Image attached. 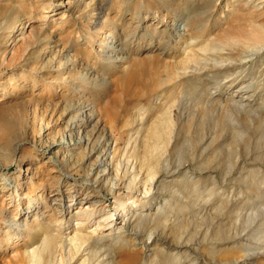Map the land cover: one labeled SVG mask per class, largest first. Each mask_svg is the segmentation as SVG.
Instances as JSON below:
<instances>
[{"label":"rangeland","instance_id":"1","mask_svg":"<svg viewBox=\"0 0 264 264\" xmlns=\"http://www.w3.org/2000/svg\"><path fill=\"white\" fill-rule=\"evenodd\" d=\"M108 30L113 35L103 41ZM222 36H260L261 50L252 59L256 55L263 59L264 0H0V166L4 167L0 183H8L6 190H0V211L9 210L0 214V264L18 253L23 241L30 242L34 227L41 225L48 231L55 220L63 222L82 210L102 207L112 213L113 224L124 225L116 199L131 189L124 186L128 175L123 176L120 157L134 146L142 155L143 144H150L144 143L145 130L161 108L172 104L179 89L172 85L176 80L163 84L168 88L149 91L141 101L138 93L167 80L190 45ZM128 40L126 53L101 51L100 43L115 47ZM237 51V47L229 50ZM239 61L236 64L251 67V59ZM261 69L260 78L247 72L230 92H218L221 104L236 98L238 84L251 80L254 87L245 93L255 91L254 96L241 102L264 117V64L257 71ZM199 86L203 87L201 82ZM197 97H192L193 104L185 97L184 116L188 107L196 116L182 120L171 157L185 161L181 170L172 167L157 174L158 181H153L148 193L155 199L151 208L165 206L163 199L178 204L170 203L165 225L160 218L131 230L135 221L129 219V232L138 230L143 239L153 233L144 240L147 246L137 243L136 255L146 264H164L168 253L187 256L183 264L195 258L200 264H264L262 119L251 114L249 120L240 113L228 122L221 116L213 121L201 105L194 107ZM138 108L145 110V117L135 143ZM199 133L205 135L202 141ZM191 151L196 158L189 166ZM138 168L137 160L135 172ZM185 169L192 178L189 187L180 179ZM144 180L142 170L132 187L133 192L138 190L135 198L144 196ZM101 185L103 197L92 207L98 198L92 189ZM33 199L39 205L18 220L16 206L25 207V201ZM134 201L129 209L138 203ZM98 221L95 217L86 222L79 228L81 233L91 234ZM15 222L21 225L7 226ZM75 223L62 232L75 233ZM101 231L107 232L103 227L97 232ZM124 249L113 246L111 253H102L103 259L117 264ZM80 255L69 264H79Z\"/></svg>","mask_w":264,"mask_h":264},{"label":"bare ground","instance_id":"2","mask_svg":"<svg viewBox=\"0 0 264 264\" xmlns=\"http://www.w3.org/2000/svg\"><path fill=\"white\" fill-rule=\"evenodd\" d=\"M238 19H240V17H238ZM107 35H108L107 38L104 37L103 41L105 39L108 40L109 37H111L113 34L111 33L110 30H108ZM132 36H135V33L132 34ZM225 37L226 38L224 39V37L222 36L221 37L222 39L220 38L221 40L203 39V40H199L196 44L190 45L191 47L184 52L183 57L175 63L172 71H169L167 80L165 79L164 81H159L152 86H147L144 89L142 88L143 92L141 91V94L138 93V98H139L138 101H141L143 100V98L140 97L141 96L143 97V95H147L149 91L154 90L155 88H158L160 86L163 87L164 83L170 84L172 81H176V80L177 82L173 83L172 85L174 86L175 84H177L179 89L176 97L171 98V100L174 99L171 102L172 104L169 103L172 106H174V109L172 110L170 108L171 105L166 108H161L154 115V118L152 119V122L148 125L147 130H145L146 133L144 135V143L149 142L150 144L149 145L143 144L144 148L142 155H138V152L136 151V147L134 146V148L128 155H127V150L125 149L122 154V157H120L122 158V160H120L119 164L122 166L123 176L128 175V180L124 186L127 189H131L127 193H123V196L116 199V203L118 204L117 206L119 208V213H121L120 219L124 223V225L113 224L112 213H110L109 210L103 209L102 207L92 210H82L79 211L78 213L76 212L75 214L70 215L68 219L63 222H61V220L60 221L55 220L51 225L52 228L49 229L48 231H44L41 225L34 227L32 229V236L30 238V242L23 241V245L19 247L18 253L15 254L13 257H11L9 261L6 262V264H69L70 262L76 260V255L78 254V252L79 255L81 254V252H84L83 256L80 255L82 259L79 264H103V263L111 264L113 263L111 262L112 259L109 258L106 260L103 259L104 256L106 257V255L105 254L103 255L102 253H104L105 250H108V253H111L110 250L112 249V247L113 246L116 247L117 245H122L125 247V249L121 251L119 262L118 263L116 262L117 264H137L138 262H139L138 264L148 263L146 262L145 259L144 260L138 259L136 255L137 252L135 251V249H138L136 248V245L137 243L140 242H143L142 246L144 247L147 246L145 244V241L151 239V235L153 233L149 232L146 238L143 239L139 237V235H137V233L142 234L140 231L136 230L134 231L135 233H131L127 229V226L129 227V223H130L129 219L131 217L134 218L135 221V224L133 225L134 227L130 226L131 230L133 228L135 229V227H144L147 221H153L156 219H159L160 221V218H162L160 223L165 225L167 220H169V217H167L166 214L169 208L172 207L170 203H173V205L177 203V201H173L174 199L172 198H170L171 202L169 200L165 201V199H163V202H165L164 204H166L165 206H161V205L158 206L156 204L157 205L156 207L151 208L155 199L154 197H152L153 195H149L148 193L150 192V187L153 181L155 182L158 181L157 179H155L156 178L155 176L157 174L167 173L172 167H174L175 171L176 170L180 171L181 170L180 168L185 162L182 161L180 158H177L176 160L173 161L171 159L173 151L176 147V142L178 141L181 122H183L182 120L194 119L196 116V112H194V110L190 111L189 110L190 108L188 106H187L188 110L186 111V115L184 116V109H185L184 107H186L184 106L185 104L184 100H186L185 97H187L189 99L188 102L191 103L192 97L197 95L198 97L194 102V107L201 105V109L203 108L207 110L206 113L204 112L206 114L205 116H208V118L213 121L216 117L221 116L224 120L228 122V120H234L235 118L237 119L236 116H238L240 113L250 117L248 118L249 120L251 119L252 116L251 114L257 115L259 119H262V125L260 126V129L264 131V117L261 116V114L258 113L257 110H253L251 106H249L247 103L241 102L242 99L245 98V96L252 98L254 96L253 93H255V91H252L251 92L252 94L247 92L245 93L246 89L254 87L251 84V80L247 82L243 81L237 85L236 90L239 91L236 92V98H234L235 100L226 99L225 100L226 103L221 104L219 95L217 94L218 92H225V91L230 92V88L234 86V83L237 82L238 78L240 76L244 77L245 74H248L247 72H249V74H252L253 77L260 78V75L258 74H261L262 69L258 72L257 68L260 66V64H264V58L260 59V57L262 56L256 55L252 59V57L255 54H257L259 50H261L260 45L262 42L260 38L258 39V37L260 36L252 37V38L245 37L244 39L239 37H227V36ZM196 40H198V38ZM130 42L131 40H128L126 43L125 41L119 42L115 47H113L112 45H110V43L107 42L105 44L100 43V45H103L101 47V51L108 53L117 52L119 54L126 53ZM235 47L238 48L237 51L238 53L236 52L237 54L233 52H229V50ZM261 53L263 54L264 52ZM124 58L127 57H118L116 59L117 60L122 59L123 61ZM245 59L248 60L251 59L252 61L251 67L244 68V65H240L238 64V62L236 64V61L245 60ZM138 67L140 66L138 65ZM189 71L191 72V74L185 75ZM185 80H191L194 83L191 82L192 84L189 85V83H187ZM200 82L202 83L203 87L199 86ZM168 86L169 85H166L163 88H168ZM213 93L215 94L213 95ZM172 94L174 93L171 90L169 95ZM262 103H264V101ZM144 117H145V110L138 108L135 115V122L138 124L136 126L137 128L134 131L136 137L133 139V141L135 143L137 141V137L139 133L141 132ZM199 134L200 135L198 136V140L202 141L205 135L204 133H199ZM130 138L132 137L129 136V139ZM163 149L164 152L159 153ZM9 150H13V147L12 149ZM181 155L183 154L181 153ZM188 156L191 158V160L189 161L190 162L189 166H192L193 164L192 162L195 160L196 156L194 155L193 151L189 152ZM123 159H126L125 163H122ZM133 160H135V164L138 160V166H139L138 172L143 170V173H145V180L142 184L144 196L138 198H135L137 196L135 192H137L138 190H135L134 192L132 191L133 185L136 184L135 179L138 176L137 170L136 172L134 170L135 164H133L132 162ZM3 168H4L3 166H0V170ZM186 169L182 171L180 175L181 177L180 179L184 181L186 180L187 183L184 184V186L189 187V182L191 181L192 178L190 176H187ZM201 169H202L201 167L198 168V170ZM260 171L261 170H258V172ZM94 181L95 183L98 182L96 180ZM262 184L264 185V180ZM7 185L8 183L6 180L1 182L0 190L1 191L6 190ZM103 187L104 186L102 185L98 187L97 186L93 187L92 190L96 192V194L98 193L97 194L98 198L92 204H90L92 207L97 205L96 202L99 201V197L100 199L101 197H103L102 195V191L104 190ZM192 189L193 191H197L198 188L193 186ZM233 189L234 188H231V191ZM109 194L110 193H108L107 195ZM27 196L28 195L24 196L25 199ZM70 196L71 195L69 194V197ZM54 200H58V199L54 198ZM134 200H136V202L138 201V203L134 205V208L129 209L128 207L129 203L133 202ZM39 203L40 202L37 199H33L32 201L26 200L24 203L25 207L16 206L17 210L19 211L18 220L21 219L22 216L23 217L26 216L28 212H31V210L36 209ZM152 209L154 210V212L151 213ZM133 210L135 212L131 214ZM143 210H147V211H143ZM8 211L9 210L4 209V212L0 211V214L5 215L9 213ZM129 213L132 216L128 215ZM36 214L38 213L36 212ZM150 214L152 215L151 217ZM95 217H98L99 221L95 225V227L92 228L91 231L92 233L91 234L81 233V230L79 228L84 227L86 225V222L89 223ZM72 222H76L75 233H72V235H67L66 234L67 232H62L66 228H69ZM20 223L21 222H15L13 224H8L7 226L9 227V225L10 226L15 225V227H18L21 225ZM0 225L3 226L2 223ZM63 226L66 227L62 229ZM102 227L103 229L107 230V232H103V231L97 232ZM2 236L3 234H0V240ZM21 240L24 239L21 238ZM56 248L58 249L56 250ZM155 249L156 248H154V250ZM159 251L163 253L165 251V248L161 247ZM57 253H58V258H57ZM168 255L170 258L169 260L167 259L168 261H166L164 264H183L185 261L189 260L187 256L185 257L183 256L184 258H182V254H178V253H168ZM248 255L250 254L248 253L245 254V256ZM181 258L183 259L182 261ZM152 259H150L149 261H151ZM189 264H200V262L198 261L197 258H195L192 259Z\"/></svg>","mask_w":264,"mask_h":264}]
</instances>
